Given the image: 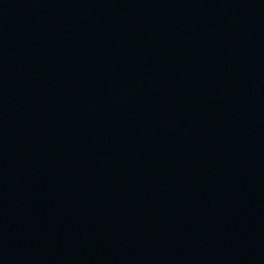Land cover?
I'll return each mask as SVG.
<instances>
[{
  "label": "water",
  "instance_id": "water-1",
  "mask_svg": "<svg viewBox=\"0 0 264 264\" xmlns=\"http://www.w3.org/2000/svg\"><path fill=\"white\" fill-rule=\"evenodd\" d=\"M0 264H264V0H0Z\"/></svg>",
  "mask_w": 264,
  "mask_h": 264
}]
</instances>
